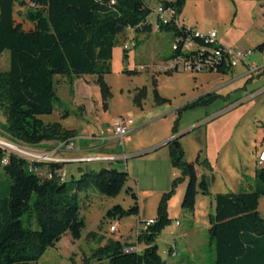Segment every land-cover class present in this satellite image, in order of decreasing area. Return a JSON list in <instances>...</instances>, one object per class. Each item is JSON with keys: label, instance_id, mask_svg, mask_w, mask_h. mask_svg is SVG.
Returning a JSON list of instances; mask_svg holds the SVG:
<instances>
[{"label": "rangeland", "instance_id": "rangeland-1", "mask_svg": "<svg viewBox=\"0 0 264 264\" xmlns=\"http://www.w3.org/2000/svg\"><path fill=\"white\" fill-rule=\"evenodd\" d=\"M143 1L154 25L155 10L162 0ZM22 11L17 5L14 7L16 23H22ZM179 21L201 33L215 31L218 42L234 50H253L264 42V0H185ZM132 36L136 46L124 55L122 45ZM172 41V34L154 29L148 34L121 35L113 49L111 71L103 76L111 95L106 102L92 76L74 78L71 86L66 78L55 77L58 102L52 113L41 119L77 132L78 137L62 148L52 143L34 148L12 143L3 133L6 120L0 111V140L22 150L0 144L7 153L34 160L27 154L45 155L57 147L51 156L66 161L61 163L68 181L90 170L114 169L128 174L126 186L116 197H102L92 187L80 193L79 219L84 224L80 239L72 240L65 233L37 262L30 264H96L91 257L94 251L115 240L141 250L144 245H136L138 230L145 222L156 219L158 205L170 191L166 213L171 222L155 241L159 256L166 264H215V250L208 236L214 196L254 190L255 171L264 168V163L258 164L264 151V71L247 83L242 77L243 69L237 67L226 76L227 84L225 77L214 73L178 70L165 74L161 67L172 55ZM7 69L6 53L0 57V71ZM142 88L146 89V96L138 107L134 98ZM154 91L166 101L164 104L156 103ZM258 92L255 98L242 102ZM209 94L216 96L209 105L181 110L200 98L208 99ZM178 117L175 136L180 137L183 160L197 161L195 169L205 176L208 188L207 194H196L192 211L181 208L186 180L181 181V172L172 167L168 147L153 150L158 142L170 140ZM116 118H131L132 131L126 136L123 149L112 143L103 154L124 158L114 162L88 161L105 148L100 147L101 141L90 138L108 140L112 135L111 121ZM90 146L91 155L86 151ZM40 169L44 171V166ZM0 179L3 181L6 176L0 175ZM175 179L180 181L172 187ZM127 189L137 198L138 214L105 219L106 212L114 206L127 210L134 205ZM257 212L264 221V196L259 198ZM114 220L118 221V228L113 234L109 226Z\"/></svg>", "mask_w": 264, "mask_h": 264}, {"label": "trees", "instance_id": "trees-1", "mask_svg": "<svg viewBox=\"0 0 264 264\" xmlns=\"http://www.w3.org/2000/svg\"><path fill=\"white\" fill-rule=\"evenodd\" d=\"M161 3L174 6L179 17L185 0ZM16 5L23 9L22 23L14 19ZM150 13L143 0H0V57L8 54V69L0 71V111L6 120L3 133L9 141L34 148L49 143L64 145L77 138L75 130L55 122L46 124L41 119L50 115L58 102L54 78H66L71 86L74 78L92 76L106 102L111 95L103 76L111 71L113 49L128 29L135 34L150 33ZM158 31L172 34V40L178 39L180 44L190 38L199 47H210L195 38L193 28L183 23L177 27L171 21L159 25ZM256 49L264 50V44ZM183 55L185 59L203 60L195 51ZM231 70L221 61L203 72L225 75ZM145 96L146 89L142 88L134 103L140 107ZM208 96L181 110L209 105L216 96ZM154 98L157 104L166 102L156 91ZM67 114L65 111L64 116ZM178 120L179 117L171 136L177 133ZM179 139L173 138L165 146L172 167L181 172V181L186 180L181 208L192 211L196 194H207L208 188L205 176L197 175V161L183 160ZM42 165L44 171L40 169ZM63 165L28 160L0 147V175L6 176L0 179V264L37 262L65 233L72 240L80 239L84 224L79 219V194L92 187L100 196L113 198L128 181L127 173L114 169L80 172L78 178L68 181ZM255 179L254 190L217 194L213 198L214 215L209 218L208 236L214 246L215 264H264V221L257 212L259 198L264 196V168L255 171ZM178 181L175 179L172 187ZM126 192L134 205L127 210L114 206L106 212L105 219L138 214L135 194L130 189ZM170 195L171 191L162 197L153 224L137 235L136 244L144 245L141 250L126 252L135 245L110 241L92 254L96 264H166L155 241L171 222L166 213Z\"/></svg>", "mask_w": 264, "mask_h": 264}, {"label": "built area", "instance_id": "built-area-1", "mask_svg": "<svg viewBox=\"0 0 264 264\" xmlns=\"http://www.w3.org/2000/svg\"><path fill=\"white\" fill-rule=\"evenodd\" d=\"M170 1V0H169ZM149 23L152 24L151 16L148 18ZM171 21L177 25V27L181 26V22L179 21V17L176 11V8L172 5H167L164 3L157 4V8L155 10V23L152 24V28L155 31H158L159 25H165L170 23ZM133 32L132 30H130ZM193 36L200 40H204L209 48L199 47L194 40L188 38L180 44V41L176 39L171 44V50L173 57L166 59L162 63V69L165 72H174L178 70L189 71V72H203L208 67L213 66L214 63L224 61L227 66L230 68H234L239 64H243L247 69V76H254L257 73L264 71V50L259 51L261 53V58L259 63H255L251 61L252 56L257 53L255 50L246 49V50H234L231 48H226L222 44H220L217 40V34L215 31H210L208 33H201L197 30L193 29ZM136 46L135 40L133 36L125 41L122 45L123 50L128 51L133 49ZM199 47V48H198ZM192 51L197 52L201 55L203 60L193 61L190 58L185 59V53H190ZM133 125V120L131 118H116L111 121L112 135L108 138V141L114 142V144L118 146H122V140L126 137L131 130ZM102 143L107 141L104 138H92ZM58 148H62V144L58 145ZM26 151V150H25ZM53 151L47 154H27L34 158V161L38 162H46V163H61L66 162L65 160H59L55 157L51 156ZM124 158L117 157L114 155H104L95 158L88 159V161H101V162H114L119 159ZM264 163V151L260 154L258 158V164L262 165ZM64 177V173L60 174ZM153 224V220L144 223V227L140 232L146 230V228ZM118 228V221L115 220L111 222L109 226L110 233H116ZM139 232V233H140ZM137 247H128L125 249L126 252L136 251Z\"/></svg>", "mask_w": 264, "mask_h": 264}, {"label": "crops", "instance_id": "crops-1", "mask_svg": "<svg viewBox=\"0 0 264 264\" xmlns=\"http://www.w3.org/2000/svg\"><path fill=\"white\" fill-rule=\"evenodd\" d=\"M186 27H188V25L187 24H185V23H183ZM125 33H127V34H131L132 32L128 29V30H126L125 31ZM133 35V34H132ZM262 44H264V42H262ZM259 45H261V44H259ZM259 45H257V46H259ZM257 46H255V49H253V50H257L256 49V47ZM250 49V48H249ZM257 52L258 53H255L253 56H252V58H251V61H254L256 64L257 63H259V61H260V58H261V53L259 52V50H257ZM237 67H241L242 69H243V75H242V77L244 78V81L246 82L247 81V83L248 82H252L253 81V78L255 77V76H260L262 73H263V71L262 72H260V73H257V74H255L254 76H247V74H246V72H247V69H246V66L245 65H243V64H239V65H237L236 67H234L229 73H227V74H225V75H222V74H216V73H214V74H216V75H219V76H223V77H225V79H223V81L225 82V84H227L228 83V80H227V75L228 74H230V73H232L233 72V70L235 69V68H237ZM247 85V84H246ZM246 85L244 86V91L246 90ZM262 91H264V89L262 90ZM261 92V91H260ZM260 92H258V93H252L249 97H247V98H244L243 99V101L242 102H245L246 100H249V99H253V98H255ZM240 103V102H239ZM239 103H237V104H239ZM132 130H130V132H131ZM130 134V133H129ZM128 134V135H129ZM127 135V136H128ZM181 136V135H180ZM94 136H92V138H93ZM176 137H179V136H170V140H172L173 138H176ZM92 138H90V139H92ZM94 138H96V137H94ZM125 138L126 137H124L123 138V140H122V146H121V149H123V143H124V140H125ZM89 139V138H88ZM84 140H86V139H84ZM83 140V141H84ZM170 140H167L166 142H164V143H161V144H159L160 142H158V146H156L155 148H153V150L155 151V150H157V149H160L161 147H163V146H165V143H167L168 141H170ZM69 143H71V142H69ZM112 143H114V142H112V141H108L107 140V142L105 141V142H103L101 145H100V147H105L104 148V152H102V153H100V152H97V155H98V157L99 156H101V155H107V154H103V153H105V152H108V147L112 144ZM65 145V144H64ZM62 147H63V145H62ZM57 147H55V149H56ZM55 149H51L50 151H53V150H55ZM87 154H89V155H91V153H92V151H93V148H91V146L90 147H88L87 148ZM262 153V152H261ZM260 153V154H261ZM260 156V155H259ZM68 162V161H67ZM196 172H197V175L198 176H200V172L196 169ZM138 234H139V230H138ZM137 234V235H138ZM137 238V237H136ZM137 245V244H136Z\"/></svg>", "mask_w": 264, "mask_h": 264}, {"label": "bare ground", "instance_id": "bare-ground-1", "mask_svg": "<svg viewBox=\"0 0 264 264\" xmlns=\"http://www.w3.org/2000/svg\"><path fill=\"white\" fill-rule=\"evenodd\" d=\"M0 144L3 145L4 147L8 148V149L16 150V151L22 152L21 149H19V148H17V147H14V146H12V145H10V144H7V143H5V142H3V141H1V140H0Z\"/></svg>", "mask_w": 264, "mask_h": 264}, {"label": "water", "instance_id": "water-1", "mask_svg": "<svg viewBox=\"0 0 264 264\" xmlns=\"http://www.w3.org/2000/svg\"><path fill=\"white\" fill-rule=\"evenodd\" d=\"M166 144V143H165Z\"/></svg>", "mask_w": 264, "mask_h": 264}]
</instances>
